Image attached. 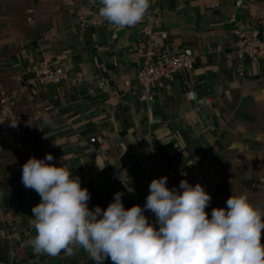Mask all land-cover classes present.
Segmentation results:
<instances>
[{"label":"crops","instance_id":"0c3cea01","mask_svg":"<svg viewBox=\"0 0 264 264\" xmlns=\"http://www.w3.org/2000/svg\"><path fill=\"white\" fill-rule=\"evenodd\" d=\"M238 1L150 0L149 8L160 9L158 29L168 34L159 43L192 48L196 63L167 80L156 100L140 101L143 19L123 29L81 31L74 27L76 12L91 0H0L1 86L13 88L16 75L43 51L81 79L38 85L17 104L28 153L7 151L0 160V264H95L82 247L50 256L31 244L32 208L41 197L24 187L22 167L49 153V163H62L89 190L90 209H106L117 192L125 209L143 208L145 180L167 177L172 189V168L179 182L200 183L211 195L210 217L241 194L264 212V64L245 58L239 74L229 21L235 16L264 29V0ZM30 9L34 24L26 19ZM249 179L255 182L248 186ZM144 214L159 227L154 213Z\"/></svg>","mask_w":264,"mask_h":264},{"label":"clouds","instance_id":"9594fccd","mask_svg":"<svg viewBox=\"0 0 264 264\" xmlns=\"http://www.w3.org/2000/svg\"><path fill=\"white\" fill-rule=\"evenodd\" d=\"M99 2V16L116 29L135 26L150 7V0ZM45 122L51 123L47 118ZM53 159L51 153L43 159L31 157L22 167L24 187L41 197L31 220L36 231L31 244L37 253L74 255L82 247L95 264H264V212L244 194L231 195L227 208H213L209 218L205 209L212 197L200 183L181 180L180 192L168 188L167 177H161L151 181L143 208L125 209L117 192L106 209H90L89 190L62 163H49ZM95 163L104 169L97 157ZM146 210L154 213L158 228Z\"/></svg>","mask_w":264,"mask_h":264},{"label":"built area","instance_id":"2783aa9c","mask_svg":"<svg viewBox=\"0 0 264 264\" xmlns=\"http://www.w3.org/2000/svg\"><path fill=\"white\" fill-rule=\"evenodd\" d=\"M241 3L239 0L238 5ZM100 7L97 4H81L76 12L75 29L83 31L108 26V22L99 16ZM30 12L32 13L33 9ZM159 17L160 9L151 7L143 18L141 36L145 51L136 76L141 87L140 101L156 100L158 92L164 88L167 80L173 78L180 71L193 70L196 63V55L190 47H181L177 50L162 47L159 39L167 38L168 34L166 31L158 29ZM28 19L33 21L31 15ZM229 21L234 36V53L238 58V71L240 75H244L243 60L245 58L264 64V29L235 16H232ZM64 81L78 84L81 79L70 76L64 66L58 64L54 59L48 58L46 52L43 51L37 60L29 63L22 73L16 75L13 88L8 89L0 85V160L7 151L20 154L28 153V148L25 146L21 134L25 118L16 110L21 98L32 92L38 85H57ZM102 85H107L106 80H102ZM11 121L17 123V126L11 127ZM96 140V137L91 138L92 142ZM101 147H107L106 141H102ZM167 174L172 181L173 188L182 192L183 190L179 187V174L172 168L167 170ZM153 179L145 180L141 196L143 206L150 194L149 185ZM195 184L197 183L192 185ZM205 211L208 213L206 209ZM208 216L210 218L209 213Z\"/></svg>","mask_w":264,"mask_h":264},{"label":"rangeland","instance_id":"374dc122","mask_svg":"<svg viewBox=\"0 0 264 264\" xmlns=\"http://www.w3.org/2000/svg\"><path fill=\"white\" fill-rule=\"evenodd\" d=\"M31 10V9H30ZM30 10L28 11L27 15H26V19L27 21L30 23V24H34V17H33V21H29L28 17L31 15L32 16V13L30 12ZM262 242H264V240H262Z\"/></svg>","mask_w":264,"mask_h":264},{"label":"trees","instance_id":"16d2710c","mask_svg":"<svg viewBox=\"0 0 264 264\" xmlns=\"http://www.w3.org/2000/svg\"><path fill=\"white\" fill-rule=\"evenodd\" d=\"M252 182H255V180H253V179L244 180V184H246V185H248V186L251 185Z\"/></svg>","mask_w":264,"mask_h":264}]
</instances>
